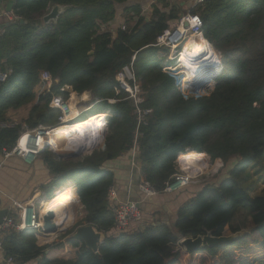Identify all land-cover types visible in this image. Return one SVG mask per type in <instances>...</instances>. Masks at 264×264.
<instances>
[{"label": "trees", "instance_id": "16d2710c", "mask_svg": "<svg viewBox=\"0 0 264 264\" xmlns=\"http://www.w3.org/2000/svg\"><path fill=\"white\" fill-rule=\"evenodd\" d=\"M146 1L1 0L13 3L19 20L8 22L0 33V71H10L0 83V155L15 146L22 132L20 125L2 126L11 123L6 113L30 106L23 121L27 129L55 127L59 113L49 102L64 86L69 89L60 93L64 99L89 92L95 110L91 114H109L103 148L70 159L48 150L40 154L51 174L50 185L71 181L75 186L84 214L76 228L93 226L105 234L104 243L93 253L70 234L62 235L60 243L41 245L33 231L12 232L2 239V248L13 264L37 258V264H180L183 252L186 264H264V188L253 195L243 185L247 169L264 164V0H208L192 9L202 21L203 38L221 55L212 90L198 99H185L177 91L158 56L168 50L155 46L170 23H178L182 10L168 0H154L146 15ZM53 6L64 11L45 25L42 17ZM118 17L124 29L101 31ZM124 69L134 81H127ZM43 72L55 82L51 92L36 95ZM121 80L139 88V109L146 113L140 124ZM96 118L101 127L103 120ZM135 143L139 180L157 192L177 172L178 158L181 162L189 151L205 153L211 161L236 163L218 184H203L178 208L173 228L147 225L111 235L107 197L114 176L103 165L131 152ZM259 170L263 173L264 165ZM61 193L74 195L69 185ZM48 197L54 198L51 193ZM207 234L241 235L193 253L180 245L183 239ZM64 244L72 248V258H47L46 252Z\"/></svg>", "mask_w": 264, "mask_h": 264}, {"label": "built area", "instance_id": "2783aa9c", "mask_svg": "<svg viewBox=\"0 0 264 264\" xmlns=\"http://www.w3.org/2000/svg\"><path fill=\"white\" fill-rule=\"evenodd\" d=\"M204 1L208 0H195L193 8L196 5H200ZM3 17L7 19L8 22H15L19 20V17L13 14V12L4 13ZM179 28L183 29L182 33H178ZM122 29L124 27L122 26ZM186 35L189 37L197 35L202 36V21L197 14H193L191 10L184 12L177 23V26L173 30H165L162 35L157 37L155 46L162 47L170 50V58L173 54H176V61L179 65V59L181 57L180 52L178 51L179 45L184 42ZM208 43V42H207ZM209 44V43H208ZM134 57L132 58V60ZM166 59V58H165ZM171 60H168V62ZM218 69V72L221 69ZM128 69H124V73L127 81L133 80V75L125 72ZM162 71L167 74L169 77L173 78L175 82V87L179 93L185 98H194L198 99L203 97L200 93V89H204V87L199 86L198 78L185 79L184 74L182 73V69L180 67H172L169 63L162 65ZM130 72V71H129ZM10 74L9 70L5 72L0 71V83H4ZM125 80L120 81L121 88L129 94V97L133 100L135 105V114L138 121V124L144 122L145 112H141L139 109V105L143 102L141 97H137L139 95L138 86H131ZM55 81L50 77L48 73H41L39 83L42 86L43 90L46 92H51L52 86ZM207 84V83H204ZM68 87L64 86L58 90V94H52L49 102V107L59 113L58 116V124L57 126L65 123L70 116L71 112V104L70 102L73 99L67 100L64 99L60 93L68 92ZM204 96H207L206 94ZM137 97V98H136ZM76 99V98H75ZM96 103V102H95ZM103 126L101 128L102 143L100 145L94 146L87 153H84L83 156L91 154L95 149H99L103 146V137L106 131L107 119L109 117L108 113H103ZM79 121L78 114L70 121L75 122ZM4 127H15L17 124L11 122L7 124H2ZM22 130L15 146L10 151L3 152L4 158L9 157H18L27 163H32L44 150H49L54 154L55 153L49 146H44L39 143V138H35V136H39L40 134H44L46 130L52 129L54 127H44L39 126L35 129L29 130L24 124L20 125ZM103 148V147H102ZM137 155L136 143L134 144L131 150V167L134 172L139 175V165L136 163L135 157ZM204 162L206 165H203L200 170L198 169V173L194 171V167L192 164L182 165L180 162V157L177 161V172L171 177V180L165 184L164 189L161 192H157L153 186L144 180H139L137 189L143 198H153L159 194H174L183 191L184 189L190 187L195 182H198L200 177L204 175L208 167L207 159L204 158ZM205 171H201L204 170ZM198 179V180H197ZM73 189V188H72ZM75 193V192H74ZM11 209L7 210L6 216L2 219L0 224V251L3 252L2 248V239L12 233V232H22L25 230L33 231L34 235L38 237L39 235H43L42 227L43 223L40 222L39 216V208L41 207V202L38 204V207L34 205V203L28 202H19L14 203ZM111 213L113 216V228L112 231L115 235L127 232L128 228L133 225L140 223L142 219V213L139 208V205L135 202L125 201L116 204L111 207ZM43 220V219H42ZM43 222V221H42ZM3 264H13L12 258H5Z\"/></svg>", "mask_w": 264, "mask_h": 264}, {"label": "crops", "instance_id": "0c3cea01", "mask_svg": "<svg viewBox=\"0 0 264 264\" xmlns=\"http://www.w3.org/2000/svg\"><path fill=\"white\" fill-rule=\"evenodd\" d=\"M150 1L151 2H149V8L151 4L154 2V0H150ZM5 5L6 3L3 2H1L0 4V28L3 26L5 27L6 24L8 23L7 19L3 17V14L6 13ZM143 11L145 14L147 13L148 9L144 8ZM149 11H151V9ZM184 12L186 11L182 10V13ZM2 30L3 29H0V33L2 32ZM41 91L44 90L39 83L38 85L35 86L34 93L38 95ZM29 109L30 106H26L16 111H8L6 113V117L10 122H13L17 125H21L23 124L24 119L27 117ZM99 114L102 113H93L92 116H97ZM87 117H89V115ZM97 141H99V139H97ZM137 155L135 157V160L136 163L138 164ZM130 162H131V152H128L121 155L117 159L105 162V164L103 165V168L111 171L114 176V183L111 189L109 190L107 197L109 207L111 208L120 202L131 201L137 203L141 210L142 213L141 222L131 225L127 230L128 233L140 230L147 225L167 224L166 221H169V223H173L178 208L183 203L193 198L203 187L202 185L203 183L195 182L194 184H192L191 187H188L179 193L159 194L153 198H143L137 189V185L139 182V175H137V173L134 172ZM222 179H220L216 184H218ZM50 182H51V174L48 168L45 166L41 155L38 156L32 163H27L15 156L4 158V156L1 154L0 155V210L7 211L8 209L12 208L11 206L14 203H19V202L34 203V205L38 207V204L40 202L44 203L50 200V198L48 197L50 193L52 197H55L57 193H61V190L68 185L70 186L71 189L73 188L72 190L73 192H75V186L71 181H67L64 184L57 186L50 185ZM76 198L78 197L76 196ZM76 211H75V218H77L78 216L79 209H77ZM147 212H150L151 214L149 215L147 214ZM82 214H83V209H82ZM70 227L71 225L65 229L66 230L65 233L57 236L39 235L38 237L36 236L35 237L37 238V240L41 245L51 244L54 243L59 236L61 237L62 235L66 234L69 231ZM110 234L114 235V232L111 230ZM60 242L61 241H58L57 243ZM46 255L47 258L50 260L57 258L69 259L74 256V252L70 247V245L64 244L63 249L59 248V249L51 250L50 252L48 251L46 252ZM4 259H5L4 254L3 252L0 251V264H3ZM26 264H37V261L34 260Z\"/></svg>", "mask_w": 264, "mask_h": 264}, {"label": "bare ground", "instance_id": "6f19581e", "mask_svg": "<svg viewBox=\"0 0 264 264\" xmlns=\"http://www.w3.org/2000/svg\"><path fill=\"white\" fill-rule=\"evenodd\" d=\"M182 32L183 29L179 28L178 33ZM214 53V48L203 37H197V35L189 37L182 47L181 57L178 61L184 78L191 80L192 78L196 79L203 76L210 78L212 76L211 72H213ZM83 94L85 96L86 92ZM70 109L69 119L65 123L46 130L44 134L35 136V138H39V143L44 146L50 145L49 147L57 154L85 153L88 149L100 145L103 136L102 132H100L103 122L100 127L99 125H94V119L97 117L96 120L102 121L104 114L102 113L95 117L91 114L82 121L70 122L78 113L72 105ZM99 137L100 141H97ZM204 161L201 153L189 151L181 159V164H192V166L194 164V171L198 173V169L206 165ZM80 205L75 194L57 193L53 199L41 203L39 209L40 222L43 223V217L48 213H52L59 231L65 230L71 222L70 220L75 218V211Z\"/></svg>", "mask_w": 264, "mask_h": 264}, {"label": "rangeland", "instance_id": "374dc122", "mask_svg": "<svg viewBox=\"0 0 264 264\" xmlns=\"http://www.w3.org/2000/svg\"><path fill=\"white\" fill-rule=\"evenodd\" d=\"M168 1H169L170 5H175L177 8H179V9H181L183 11H189V10L192 11L193 5H194V0H168ZM149 2H151V1L150 0L146 1L144 3V6H143L144 8L148 9L146 15H148V12H150L149 11L150 10V8H149ZM122 25H123V22L120 19V17H118L117 19H115L114 22H111V23H109L107 25H102L101 26V31H103V32H109V33H114L115 30L118 27H121ZM176 26H177V22H171L170 23V26H169V30L175 29ZM188 38H189V36L186 35V38H185L184 42H182L179 45V47H178V51L179 52H181L182 47L185 44V42L188 40ZM167 50H168V52L161 51V50L158 52V56L163 59L162 65L166 64V62H167V63H169L170 66L178 68L179 65L177 64V61H176V54H173V56L170 58V56H169V54H170L169 48ZM164 58H166V59H164ZM168 60H171V61L168 62ZM217 61H219V64L221 66V55L218 52H217V54L214 53V55H213V62H212V70H213V72H211V75L212 76L210 78H208V77L205 78L204 76H203L204 78L203 77H201V78L198 77V80L197 81L199 83V86H201V87L203 86L204 87V89H200V93L203 96L205 94L208 95L209 92L213 88L212 79H213L214 76H216L219 73V72L216 73L217 65H218ZM204 83H207V84H204ZM83 95L79 96L76 99H73L70 102V104L72 105V107H74L75 110H77V112H78L77 114H78V119L79 120L84 119L88 115L90 116L91 115V112H94L95 111L94 110V107H93L94 106V102H92V100H91L90 93L89 92H86L85 96H83ZM137 97H140V94L137 95ZM94 125H96L95 122H94ZM90 127H91V125H90ZM89 150L90 149H88L87 151H85V153H87ZM83 154L84 153H81L80 156H83ZM201 154H204L205 155V158L207 159V162H208L207 163L208 164V167H207L206 172H204L205 170H201V171L204 172V175L200 177L201 179H199V180L197 179L198 180L197 183H200L201 182L203 184H211V185L216 184L220 179H222L224 176L227 175V173L229 172V170L236 163V160L235 159H231L230 161H228L225 164L222 163L219 160L211 161L210 158L205 153H201ZM263 163H264V161H263ZM263 165L264 164L261 163V164H258V166L256 168H248L247 169L248 178H247L246 181H244L243 185L246 188H248L250 194L258 195V194L261 193L262 189L264 188V177L262 176V175H264V172L261 173V174H258V173H260L261 170H259V172H257V169H261V167ZM193 167H195L194 164H193ZM199 170H200V168H199ZM78 209H79L78 216H77V218H72L71 219V222L68 225V227L70 225H71V227H70L69 231L66 234H70L71 235L73 233V231L75 230V228H76V224H78L82 220V218H83L81 205L78 207ZM147 214L150 215L151 213L150 212H147ZM75 219H76V222H75ZM227 236H229V235H227ZM59 237L57 238V240H55L54 243H57L58 241H60L59 240ZM61 248L63 249V247H61ZM187 258H188L187 255L183 252V256H182V260H181L180 264H186Z\"/></svg>", "mask_w": 264, "mask_h": 264}, {"label": "water", "instance_id": "95a60500", "mask_svg": "<svg viewBox=\"0 0 264 264\" xmlns=\"http://www.w3.org/2000/svg\"><path fill=\"white\" fill-rule=\"evenodd\" d=\"M1 4V0H0ZM13 11V3L8 2L5 5V12H12ZM64 7L60 6H53L51 10L42 17V22L46 25L52 22H55L58 17L63 13ZM4 27V26H3ZM1 27L0 29H3ZM128 74H130L129 70H126ZM84 120V119H82ZM79 120V121H82ZM104 140V137H103ZM46 147V146H45ZM61 159H70V158H77L80 157L81 153H71V154H56ZM78 203L80 204L79 199L77 198ZM82 207V206H81ZM7 211L6 210H0V224L2 222V219L6 216ZM166 225H168L169 228L174 227V221L173 223H169V221H166ZM66 230L59 231L58 226L54 222V216L52 213H48L46 216L43 217V227H42V233L43 235H60L65 233ZM241 234L236 235H223L219 238L212 237L210 234H207L203 237H197V238H187L183 239L180 242L181 247L188 253H193L198 250H201L203 247H214L220 244H226L231 242L232 240L238 238ZM71 238L77 241H80L87 250L97 253L99 245L103 244L106 236L104 233L98 232L95 230V228L91 225H82L75 229L73 234L71 235ZM36 261H39V258L36 259Z\"/></svg>", "mask_w": 264, "mask_h": 264}]
</instances>
